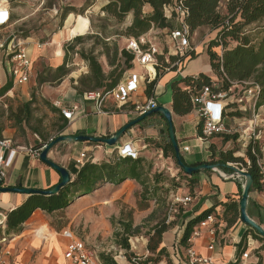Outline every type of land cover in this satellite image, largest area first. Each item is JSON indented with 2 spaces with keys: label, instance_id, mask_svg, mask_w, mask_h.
<instances>
[{
  "label": "rangeland",
  "instance_id": "1",
  "mask_svg": "<svg viewBox=\"0 0 264 264\" xmlns=\"http://www.w3.org/2000/svg\"><path fill=\"white\" fill-rule=\"evenodd\" d=\"M8 1L15 24L10 30H6L5 34L7 32L13 34L18 40L28 37L29 42L44 45L41 48L44 50L43 56L33 63L32 75L28 82L30 87L37 91L33 113L41 118L26 119L24 121L26 128L22 132L17 130L14 137L18 143H25L32 149H40L51 139L60 136L56 133L57 128L62 130L68 126L53 112L50 104L43 103L44 99L40 98L41 93L49 100L61 96V93L57 94L56 89L64 81L66 89L78 98H85L89 93L102 89H111L132 69L133 56L127 50L130 41L145 37L148 42L157 43L163 48L167 41L168 30L179 25L175 21L173 9L179 0H171L163 7L160 5L164 0H141L133 9L126 12L123 11L127 0L116 3L109 2L110 0ZM161 12L163 16L166 15L168 24L164 23ZM235 21L233 25L235 27L240 25V30L235 28L233 31L236 33L225 39L218 40L216 33L207 26L198 27L191 32L190 41L193 51L190 53V58L180 65V72L187 71L191 62L199 56L207 57L211 64V72L199 73L196 76L185 74L182 79L173 82L170 85V106L173 111L174 95L189 99L192 91H198L202 85L210 83V77L218 80L220 85L223 83V86H220L221 90L226 89L228 85L233 86L235 95H241L243 89L258 91L259 97L254 113L241 112L238 109L229 113L232 112L236 117L245 116L246 124L241 128L242 131L252 127L254 115L260 109L254 127H256L255 133L261 132L259 139L251 145H259L261 153L259 156L262 157L264 154V50L261 52L259 45L264 42V17L251 24H243L238 17ZM236 48L258 51L255 62L252 63L253 67L233 64L235 67H230L229 72L221 68V64L227 62L228 56L225 54ZM167 51L165 47V52ZM56 52H61L59 58L56 57ZM53 53L59 64L55 68H49V65L54 64L53 61L51 62ZM169 57V71H176V65L173 67L171 65L177 62L178 57L173 54H169ZM224 73L231 84L226 82ZM41 83L44 84L42 90L39 85ZM156 83L157 81L150 85L142 83L143 94L155 97ZM141 94L142 92L138 95ZM161 96V100L159 102L157 100L160 105L170 98L169 93ZM187 103L184 105L178 103V107L186 110L189 107ZM126 108L128 109L127 105L119 109H116L114 103L108 105V109L113 111L127 110ZM13 114L14 121L21 122L19 113ZM39 134L42 139L39 138ZM198 135H202L201 125ZM231 136L234 137L236 134ZM213 137L214 135H211L206 141L211 142ZM143 143H146L147 147L140 146V153H143V156L139 157L145 160V164L139 166L132 163L109 164L116 169L115 180L110 174L112 169L107 171L106 168L96 173V182H93L92 178L91 183H86L82 176L78 177L77 186L67 191L70 200L63 208L51 212L41 210L42 212H38L33 221L41 219L47 230L46 234L58 233L63 229L72 230L87 242L103 264H187L184 250L176 245L184 234V226L191 219L186 222L189 216L187 208L173 205V199L176 195L192 196L194 183L176 165L171 149L165 147L164 153L160 150V147L167 143L165 128L164 135L155 140L146 138ZM89 144L92 143L85 145ZM94 145L103 146L95 143ZM226 149L242 154L235 156V161L241 166L236 165V162L231 164L243 168L242 162H246L248 158L241 151L242 142L231 141ZM115 153H111L112 157ZM226 154L229 153L222 156H227ZM213 159L214 157L208 163H213ZM216 161L218 162V160L214 162ZM97 163L108 162L100 160ZM103 186H106V190L97 191ZM112 191L116 198L106 199ZM37 210L39 209L34 210L30 217ZM23 224L19 232L9 233V238L21 236L24 242L32 239L33 231L37 226L32 222ZM245 226L250 229L249 226ZM252 231L246 232L244 239L250 236L253 245L258 247L254 254L258 257L259 264H264V239ZM35 253V249H27L31 260Z\"/></svg>",
  "mask_w": 264,
  "mask_h": 264
},
{
  "label": "crops",
  "instance_id": "2",
  "mask_svg": "<svg viewBox=\"0 0 264 264\" xmlns=\"http://www.w3.org/2000/svg\"><path fill=\"white\" fill-rule=\"evenodd\" d=\"M12 19L13 16H11V24L0 29V44L5 43L8 37L13 35L8 32L5 34L6 30H10L15 24ZM28 40L29 38L25 37L21 38L20 42L26 47L27 54L30 56L32 75V65L36 59L42 58V52L44 50H41V48L44 45H35V43H31ZM37 45H40V47L38 48ZM8 59L9 56L5 51L0 50V92L7 88L5 92L0 94V107H2L0 108V138L11 141V148L5 151L0 148V156L4 158L10 157L11 159L7 167L0 165L2 186L46 190L60 181L59 174L48 165L42 163L38 158H34L32 155V150L34 149L28 147L25 143H18V141L14 139L17 130L22 132L26 128L27 125L24 122L26 119L41 118V116L35 112L33 113V107L36 105L35 100L37 91L30 87L28 84L29 81L24 84H15L12 81L9 75ZM52 61L54 66L49 65V68L57 67L59 60L57 61L54 58V53L51 62ZM180 68L181 67L176 69V71H169V69L164 70L157 75L155 79L157 83L154 99L157 103V100L159 102L162 98L161 94L169 93L170 95V98L161 105L169 109L172 113L174 134L179 148L188 147L187 152L180 151L183 161L187 165H194L198 163H208L212 160V157H214V161L218 160L220 162L223 160L222 154L225 153H229L232 157L237 155L242 156L240 152L236 153L230 149H226L231 141H235L236 143L242 142V138H239L238 134H236V137L231 136L229 133L215 134L211 142L200 140L198 139V132L201 120L196 116L194 108L191 106L190 111L185 114L173 113L170 106V85L182 79L185 74L188 76H196L199 73L209 74L211 72L210 64L205 56H199L198 59L193 60L184 73L180 72ZM134 71L142 73V69L137 65L134 66ZM210 78L214 79L212 77ZM39 85L42 90L44 84L42 85L41 83ZM56 91L57 94L61 93V96L50 100L46 99L45 95L41 93L40 98H42V100L44 99L43 103L50 104L53 112L64 122H66V120L60 115V108L74 109V119L70 124L66 122L68 126L62 130L57 128L56 133L58 135H79V133H82L83 135L94 137H109L126 123L138 117L136 114L129 113L127 108V110L118 111L108 109L110 103H114L116 109L120 108L112 100L105 103L102 111H98L94 101L84 97L78 98L67 90L65 81L57 87ZM146 99L147 97L142 92L141 95H134L132 97V103H142L146 101ZM157 105L160 104L157 103ZM14 112L19 113V120L21 122L17 123L14 121ZM229 114L230 115L227 114L225 117L226 127L235 128L240 132L241 128L246 124L245 116L236 117L232 112ZM164 128L167 130L164 119L158 114L151 115L128 130L121 137L117 146L132 142L138 152L137 158L143 159L139 156H143V153H140V146L143 148L147 147V144L143 143L144 139L150 138L155 140L161 137L164 135ZM39 138L42 139L40 134ZM88 143L92 142H77L72 144L61 143V145H56L49 151L48 157L56 164L66 168L67 171L70 166L76 169L80 168L77 160L78 154L81 151H87L88 158L84 163L99 164L97 162L100 160L109 162L111 159L112 162L113 160L119 159L116 153L113 157L111 154L112 152H116V146H97L94 145V143L85 145ZM247 147L242 144L241 151L245 153ZM245 161L250 163L249 160ZM260 161L264 167V154H262ZM222 162L223 161L220 163ZM224 164L232 165L229 161H225ZM232 166H234V164ZM69 174L73 180L74 176L70 172ZM189 178L194 183L192 189L193 199L192 202L186 206L187 214L189 215L186 222L199 215L202 211L209 209L211 206L214 208V211L221 213L224 210L222 205L225 203L234 204L238 213L233 223L227 225L224 232L218 237L220 247L217 248L216 252L208 253L206 251L204 248L205 239L203 238L194 242L195 248L203 255H212L219 263L230 262L234 255L235 248L239 247L241 244H245L247 240H249L252 247L258 248L253 245L254 242L249 239L250 236L244 239L245 233L249 232L251 229H247V227L239 221L238 203L240 199V189L238 185L241 184V181H222L217 175L208 171L197 173L189 176ZM258 186L259 188L251 187L249 191L246 213L264 229V180L261 179ZM104 190H106V186L101 187L97 191ZM113 192L114 191H112L110 196L108 195L106 199L114 200L116 196L113 195ZM27 197L28 195L20 193L0 192V240L6 238L5 244H0V249L4 247L9 249L13 259H15L18 264H65L62 258V252L65 249L67 240L62 236L61 232L45 234L43 238L36 235V231L41 227L45 228L41 219L38 218L33 221L38 212H42L41 210H37L34 215L23 224L27 225L29 222H32L37 226L33 231L34 235L32 239L24 242V238L22 239L21 236H17L13 239L9 238L6 232V213L22 204ZM28 248L35 249L36 251L32 260L30 259L31 255L29 256L27 254ZM254 256L255 254L253 253V259Z\"/></svg>",
  "mask_w": 264,
  "mask_h": 264
},
{
  "label": "built area",
  "instance_id": "3",
  "mask_svg": "<svg viewBox=\"0 0 264 264\" xmlns=\"http://www.w3.org/2000/svg\"><path fill=\"white\" fill-rule=\"evenodd\" d=\"M175 14V21L179 23L178 26L168 30L167 41L165 47L168 49L165 52V47L160 48L157 43L148 42L145 37H140L137 40H132L127 45V50L132 54V69L111 89H102L93 93H89L85 98L95 102L98 111H102L105 103L112 100L118 107L127 105L128 112L141 116L145 112L157 106L154 97H149L146 101L139 103H132V97L143 92L141 89L142 83H151L155 81L157 75L168 70V67H163L159 61L162 57L164 63H169V54L178 57L177 62L171 66L180 67L184 61L189 59L190 53L193 51L191 47V31L186 24L187 9L180 1L177 2L173 8ZM171 11H169V15ZM12 11L8 0H0V29L11 24ZM166 17V15H164ZM170 17V16H169ZM39 48L40 45H37ZM0 50H4L9 56V75L15 84H24L29 81L31 75V59L27 54L26 47L14 35L8 37L5 43L0 44ZM137 65L142 69V73L134 71V66ZM149 67L153 70L150 71ZM157 68H159L157 70ZM244 87L243 85H241ZM189 88V87H187ZM258 91L253 89H243L241 95H235L233 86L227 89L220 90L218 80L211 79L210 83L202 85L198 91H192L189 94V99L192 107L195 110L196 116L201 120V133L198 139L207 140L211 135L229 133L238 134L242 138L243 146L247 147L251 143H255L259 139V131L255 133V121L259 116V109L252 120V127H248L242 131H237L235 128H228L225 125V117L229 111L238 109L243 112L254 113L256 104L258 102ZM130 105V106H129ZM60 115L66 120L68 124L74 119V109L61 107ZM118 144V143H117ZM0 148L7 150L11 148V141L0 138ZM182 152H187L188 147L179 148ZM40 149L32 150L34 158H38ZM252 154L255 152L252 150ZM117 158L137 159V149L132 142L125 145H116ZM87 151H81L78 154L77 163L79 166L84 164L87 160ZM10 157L4 158L0 156V165L7 167L10 164ZM256 164L260 169L262 180H264V167L261 164L260 158L256 159ZM250 165L246 162V166ZM192 196H175L173 205L179 207H186L192 202ZM176 212V211H175ZM186 226V225H185ZM184 226V227H185ZM227 224L223 218V212L213 211L204 219L192 226L188 239L183 245L178 241V248L184 250V257L187 264H259L258 257L253 253L257 248L251 246L249 240L245 244H241L235 248L234 255L230 262L222 263L212 257V255H203L199 252L194 242L198 239H205L204 248L208 253L216 252L220 247L218 237L224 232ZM62 236L67 240L65 249L62 252V258L65 264H103L95 251L89 248L87 242L70 229H63ZM6 239L0 240V244H5ZM0 264H18L13 259L12 253L6 247L0 249Z\"/></svg>",
  "mask_w": 264,
  "mask_h": 264
},
{
  "label": "trees",
  "instance_id": "4",
  "mask_svg": "<svg viewBox=\"0 0 264 264\" xmlns=\"http://www.w3.org/2000/svg\"><path fill=\"white\" fill-rule=\"evenodd\" d=\"M118 1H121V0H110L109 2H115L116 3ZM219 1L220 0H184V5L188 9V16L186 17V24L189 27L191 32H194L195 29L198 27L207 26L211 30H213L219 26V24L222 22L221 20L223 18V16L219 12L216 11V8L218 6ZM140 2H141V0H127V3L125 5V10L123 12H126L130 9H133L134 6L136 4H139ZM169 2H171V0H164V2L160 6L163 7L164 5L169 4ZM227 11L230 13H235L234 19L237 18L236 17L237 15H239L243 24H251L253 22H257L262 17H264V0H228ZM161 15L163 17L164 23L168 24V20L165 19V16H163L162 12H161ZM165 28H167V27H165ZM235 28H239L238 30H240L241 27H240V25H237L236 27L233 25L232 30L229 33H226L223 36V39L230 37L232 34H234L235 31H233V30ZM78 37H80V36H78ZM263 43L264 42H261L259 45V50L261 52H263V50H264ZM257 54H258V51H251L249 48L248 49L247 48H242V49L236 48L233 51H230L229 53L225 54L228 56V58L226 60L227 62L221 64V68L228 71L230 67L231 68L235 67V65H233V64L251 66L252 63L255 62V57L257 56ZM159 61L163 67L169 66L168 64L164 63V61L161 57L159 58ZM253 65H252V67H253ZM158 69L159 68H157V70ZM224 76H225L226 82L229 83L230 81L228 80V76L225 73H224ZM155 81H153V82H155ZM153 82L149 83L148 85L152 84ZM229 84H231V83H229ZM204 85H206V84H204ZM220 86L222 87L223 83H221ZM229 86L230 85H228L227 88ZM187 87H189V86H187ZM6 90H7V88L3 89L0 92V94H2V92H5ZM149 97L147 96V98H149ZM189 100L190 99H186L184 96L174 95V98H173V112H174V114H185V113L189 112L191 109ZM178 103H180V105H184L187 103V105L189 107L186 110H182L178 107ZM79 135H83V134L79 133ZM166 137H167V143L165 146L160 147V150L162 151V153H164V151H165L164 148L168 147L169 149H171V151L173 153L172 157L174 158V152H173L172 146L168 140L167 130H166ZM234 137H236V136H234ZM254 144L253 145L249 144L247 149H246V152H245L246 157L250 161V165L248 167H246V162L243 161L242 162L244 164L243 168H240V169L242 170V169L246 168V171L251 174L252 179H253L252 188H259L258 185H259V181L262 179V175H261L259 167L256 164V159L261 158L259 156L261 153H260L259 145L254 146ZM252 150L255 152V154H252ZM226 155L227 156L222 157L223 160H221V161H223L222 162L223 164L225 161L236 162L235 157H232L230 154H226ZM181 160L183 161L182 157H181ZM116 163H119V164L132 163V164H135L138 166L145 164L144 159L124 158V159L113 160L112 162L109 161L107 164H105V163H102V164L85 163L82 166H80L79 169H76V168L70 166L68 168V171L74 176V179L67 186L62 188L58 192V194L53 195V196L30 195L27 197V199L22 204H20L19 206L15 207L14 209H12L6 213V222L5 223H6V227H7L6 228L7 234L19 232L21 225L30 217L32 212L36 209L42 210L44 212H46V211L51 212V211L63 208L70 200L68 198L67 191H69L71 188L77 186L79 181H77L76 179L78 177L81 178V176H82L86 183H88V182L91 183L90 180L92 178H93L92 181L96 182V180H97V177H95L96 173L99 172V170L106 168L107 171L109 169H112L110 174H111V176H113L112 178L115 180V177L117 176L116 169H113L111 166H109V164L115 165ZM183 163L186 164L184 161H183ZM213 163H215V162L213 161ZM199 164H201V163L194 164L193 166H197ZM235 164L240 165L237 162ZM81 172H82V174H81ZM195 174H197V173H193L192 175H195ZM112 178H110V180ZM93 186H95V184ZM93 186H91V188H93ZM238 187L240 189L239 185H238ZM222 207L224 208L223 218H224L226 224L227 225L232 224L233 221L235 220L234 218L235 217L237 218V214H238L237 209H235V205L230 204V203H225L222 205ZM213 211H214L213 207L206 209V210L202 211V213L195 216L189 222L186 223L184 234L180 240L181 244L184 245L186 243V240L189 237L192 226L195 225L200 220L204 219L208 214H210ZM233 215H234V217H233Z\"/></svg>",
  "mask_w": 264,
  "mask_h": 264
},
{
  "label": "water",
  "instance_id": "5",
  "mask_svg": "<svg viewBox=\"0 0 264 264\" xmlns=\"http://www.w3.org/2000/svg\"><path fill=\"white\" fill-rule=\"evenodd\" d=\"M158 114L160 115L167 126L168 140L172 146L174 152V159L176 165L182 170L185 175L191 176L193 173H204L205 171L214 173L222 181H241L240 186V199L238 203L239 211V221L244 225L249 226L258 236L264 239V229L252 220L246 213V208L248 204L249 191L253 184L252 176L246 170H241L235 166L229 164H223L219 162L215 163H201L197 166L184 164L181 160V154L179 146L177 144L173 122H172V113L169 109L165 108L162 105H157L153 109L145 112L143 115L138 116L137 118L129 121L119 130H117L113 135L109 137H94L89 135H60L51 139L48 143L44 144L40 148L38 159L55 170L60 177V181L49 189H31V188H22V187H4L2 186V178L0 175V192H11V193H20L25 195H39V196H53L58 194V192L67 186L71 181V177L66 168L56 164L48 157L49 151L55 147L57 144L65 143L72 144L77 142H92L95 144H101L108 147H114L117 145L121 137L132 127L142 122L147 117L151 115Z\"/></svg>",
  "mask_w": 264,
  "mask_h": 264
},
{
  "label": "flooded vegetation",
  "instance_id": "6",
  "mask_svg": "<svg viewBox=\"0 0 264 264\" xmlns=\"http://www.w3.org/2000/svg\"><path fill=\"white\" fill-rule=\"evenodd\" d=\"M179 1L187 9V7L184 5V0H179ZM227 2L228 0H225L224 2L220 0L216 8V11L219 12L223 16L221 20L222 22L219 24V26L212 30L214 31V33H216L218 40L223 38V36L226 33H229L233 28V23L236 22L234 19L235 13H230L227 11ZM187 16H188V9H187ZM236 17L240 19L239 15H237Z\"/></svg>",
  "mask_w": 264,
  "mask_h": 264
},
{
  "label": "bare ground",
  "instance_id": "7",
  "mask_svg": "<svg viewBox=\"0 0 264 264\" xmlns=\"http://www.w3.org/2000/svg\"><path fill=\"white\" fill-rule=\"evenodd\" d=\"M60 56H61V52H56V57L59 58ZM149 69H150V71L153 70L151 67H149ZM46 232H47L46 228H42V227H41L38 231H36V235H37L38 237L43 238V236H45ZM46 235H47V234H46ZM47 237H48V236H47Z\"/></svg>",
  "mask_w": 264,
  "mask_h": 264
}]
</instances>
